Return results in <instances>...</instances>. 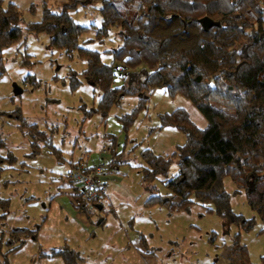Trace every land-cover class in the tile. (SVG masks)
<instances>
[{
	"label": "rangeland",
	"instance_id": "rangeland-1",
	"mask_svg": "<svg viewBox=\"0 0 264 264\" xmlns=\"http://www.w3.org/2000/svg\"><path fill=\"white\" fill-rule=\"evenodd\" d=\"M85 1L69 10L73 21L88 27L80 34L79 44L98 51L100 60L109 63L110 50L120 43L117 29L111 27L98 40V3ZM20 8L24 22L40 19V6ZM50 8L58 9L57 5ZM185 14L201 17L198 9H187ZM0 57V197L7 201L5 215L0 218V236L11 228L35 230L7 253L11 246L2 240L0 264H64L56 251L62 248H72L82 257L77 264H213L217 259L221 264L219 259L225 249L228 252L236 233L245 257L258 264L264 254V230H260V221L248 207L244 192H234L228 176L223 178V188L229 193L231 211L244 218L254 217L248 230L207 210L210 204L192 203L179 211L144 206L149 194L140 179V152L148 148L154 154H170L184 141L178 129L159 127L158 114L182 108L197 127L206 125L188 99L155 88L133 122L123 129L118 117L136 105L138 96H122L101 118L91 110L97 106L100 91L81 76L85 61L76 51L69 58L62 50L50 48L45 34L23 30L22 41L2 48ZM121 81L116 75L113 84ZM14 87L20 92L14 94ZM113 141L119 155L117 163L107 167L110 153L101 152V147L108 148ZM79 158L88 165L102 164L108 168L105 172L109 171L103 175L102 208L93 209L88 220L77 215L70 190L63 187L69 163ZM175 171L172 161L167 176ZM154 183L159 193H165L158 180ZM232 255L236 259L239 254Z\"/></svg>",
	"mask_w": 264,
	"mask_h": 264
},
{
	"label": "trees",
	"instance_id": "trees-1",
	"mask_svg": "<svg viewBox=\"0 0 264 264\" xmlns=\"http://www.w3.org/2000/svg\"><path fill=\"white\" fill-rule=\"evenodd\" d=\"M87 1L98 3V40L111 27L117 29L120 43L110 50L111 62H102L98 51L79 44L80 34L88 27L73 21L69 10L85 0H65L56 11L41 4L40 19L30 22L23 21L20 7L0 0V53L2 48L21 42L23 30L45 34L48 46L62 50L69 58L76 51L85 61L81 76L100 91L97 106L91 110L101 118L122 96H138L136 105L118 117L123 129L133 122L155 88L188 99L204 116L206 125L197 127L182 108L158 114L159 127L178 129L184 141L170 154H154L148 148L140 152V179L149 194L144 206L161 205L168 211H179L192 203L210 204L207 210L248 230L254 217L244 218L231 211L229 193L223 188V178L228 176L235 186L233 191L244 192L248 207L260 221V230H264V0ZM187 9H198L199 16H207L217 25L204 30L196 17L185 14ZM116 75L122 78L118 85L113 84ZM18 118L26 125L21 114ZM30 127L41 136L34 124ZM114 146V141L108 146L110 158L105 166L117 163L119 153L114 152ZM172 161L176 171L168 177ZM94 165L79 158L69 163L64 175L63 187L70 190L74 209L87 220L93 209L102 208L103 196L84 200L69 176L74 168L87 173ZM156 180L165 193L158 192ZM6 206V199L0 197V218ZM34 231L11 228L0 236V244L4 240L11 246L7 253L21 245L20 238ZM237 237L236 233L227 255H239L231 258L230 264H253ZM56 251L64 264L82 260L72 248ZM258 264H264V254Z\"/></svg>",
	"mask_w": 264,
	"mask_h": 264
},
{
	"label": "built area",
	"instance_id": "built-area-1",
	"mask_svg": "<svg viewBox=\"0 0 264 264\" xmlns=\"http://www.w3.org/2000/svg\"><path fill=\"white\" fill-rule=\"evenodd\" d=\"M108 151V148L105 146L101 147V152L105 153ZM110 167V164L107 165ZM108 168L104 165L95 164L87 172H83L81 168H74L70 172L69 179L74 183L77 188V193L84 200L89 201L91 199H96L105 193V181L103 178L104 173ZM70 193V191H69Z\"/></svg>",
	"mask_w": 264,
	"mask_h": 264
},
{
	"label": "crops",
	"instance_id": "crops-1",
	"mask_svg": "<svg viewBox=\"0 0 264 264\" xmlns=\"http://www.w3.org/2000/svg\"><path fill=\"white\" fill-rule=\"evenodd\" d=\"M8 2H12L15 5H17L18 7H30V6H34V7H38L41 4H45L47 6H53V5H57V7L59 6L60 3L64 2L65 0H6ZM93 165V164H90ZM81 219H85L84 215L81 212H78L77 214ZM86 220V219H85ZM226 252H224V255H221V259H219L221 261V264H227L226 262L228 261V264H230V261L232 260L231 258H233V255L231 256V258L228 257L227 255V250L225 249ZM218 260V259H217ZM217 260L213 263V264H217ZM227 260V261H226ZM155 264V263H153Z\"/></svg>",
	"mask_w": 264,
	"mask_h": 264
},
{
	"label": "water",
	"instance_id": "water-1",
	"mask_svg": "<svg viewBox=\"0 0 264 264\" xmlns=\"http://www.w3.org/2000/svg\"><path fill=\"white\" fill-rule=\"evenodd\" d=\"M199 24L204 30H207L210 28L212 25H217L216 22L212 21L209 17L207 16H202L198 19ZM20 92V89L18 87L13 88V93L17 94Z\"/></svg>",
	"mask_w": 264,
	"mask_h": 264
}]
</instances>
